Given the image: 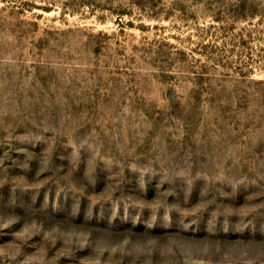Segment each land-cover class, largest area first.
<instances>
[{"label":"rangeland","instance_id":"374dc122","mask_svg":"<svg viewBox=\"0 0 264 264\" xmlns=\"http://www.w3.org/2000/svg\"><path fill=\"white\" fill-rule=\"evenodd\" d=\"M0 264H264V0H0Z\"/></svg>","mask_w":264,"mask_h":264}]
</instances>
